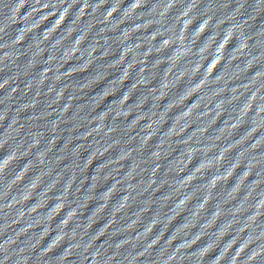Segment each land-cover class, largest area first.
Returning <instances> with one entry per match:
<instances>
[{"label": "water", "instance_id": "95a60500", "mask_svg": "<svg viewBox=\"0 0 264 264\" xmlns=\"http://www.w3.org/2000/svg\"><path fill=\"white\" fill-rule=\"evenodd\" d=\"M0 264H264V0H0Z\"/></svg>", "mask_w": 264, "mask_h": 264}]
</instances>
